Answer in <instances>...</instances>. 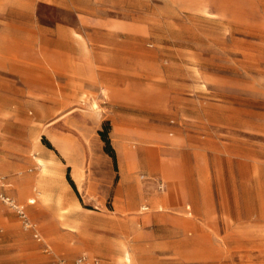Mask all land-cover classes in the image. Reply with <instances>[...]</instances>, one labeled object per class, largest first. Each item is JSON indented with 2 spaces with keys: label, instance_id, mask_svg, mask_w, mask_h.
I'll return each mask as SVG.
<instances>
[{
  "label": "rangeland",
  "instance_id": "1",
  "mask_svg": "<svg viewBox=\"0 0 264 264\" xmlns=\"http://www.w3.org/2000/svg\"><path fill=\"white\" fill-rule=\"evenodd\" d=\"M84 14L83 25L61 9L40 7L33 18L89 37L73 50L89 54L87 80L75 75L55 93L0 91L9 138L25 146L7 154L23 166L0 176L41 234L0 201V264L81 253L119 264L123 245L129 264H264V0H90ZM33 52L26 61L38 65ZM109 52L119 55L114 66L98 60ZM45 152L68 185L64 217L27 202L36 180L16 193L13 179L36 178ZM138 184L144 197L128 205ZM166 193L163 208L150 200Z\"/></svg>",
  "mask_w": 264,
  "mask_h": 264
},
{
  "label": "crops",
  "instance_id": "2",
  "mask_svg": "<svg viewBox=\"0 0 264 264\" xmlns=\"http://www.w3.org/2000/svg\"><path fill=\"white\" fill-rule=\"evenodd\" d=\"M89 3L90 0H0V91L55 93L59 84L72 87L75 75L81 76L83 81L87 80L90 77L89 70L92 66L89 54L83 47L78 57H74L73 50L75 44H89V37L75 38L70 35L72 30H74L72 25L58 22L53 25L41 24L33 16L40 7L53 11L58 9L70 12L75 11L81 16L79 22L83 25L85 22L84 12L88 9ZM34 49L41 55L38 65H34L33 62L29 61L32 60ZM84 49L87 54L85 57ZM25 52L29 53L28 57L23 54ZM47 52L48 57L44 56V53ZM97 55L98 60L105 61L110 66H114L116 57H119L113 52L98 53ZM26 59L29 60L26 61ZM61 76H65V80L59 81ZM83 99L81 100L85 101ZM48 106L52 108L53 105L49 104ZM4 113L8 112L3 111L2 114L4 115ZM4 119L5 117L0 118V143L2 148L0 150V172H9L22 167L24 163L19 160L9 159L7 154L11 150L22 151L25 146L21 144L20 140H11L9 138V131L6 130L3 124ZM25 120L26 118H21V127L19 128L23 137H25L26 130ZM62 147L69 158H72L70 161L73 162L75 158L70 152V142H65ZM44 155L35 156V161L40 169L36 178L33 175H27L13 179L18 186L16 193L20 196L27 192L31 193L29 188H31L33 181L36 180L35 186L32 185V187L34 190L38 189V195H30L27 202L35 203L40 200L45 204H50L56 209L58 215L60 214V217H64L66 211L60 205L63 200L62 191L67 190L68 185L62 178L59 170L60 165L57 160L48 152H45ZM38 158L43 159L45 165L40 164ZM163 169L165 173H168L165 166ZM10 182L12 183V181ZM169 193L164 195L156 194L150 200L159 208H163L166 206L164 202L169 198ZM116 194L121 195L120 187L116 189ZM143 197L144 190L138 184L136 190L129 192L127 204L135 206L138 199ZM31 198L33 201H29ZM108 249L114 250L115 246L108 245ZM125 255H128V260H126ZM117 259L119 264L131 263V254L124 245L121 253L117 255Z\"/></svg>",
  "mask_w": 264,
  "mask_h": 264
},
{
  "label": "built area",
  "instance_id": "3",
  "mask_svg": "<svg viewBox=\"0 0 264 264\" xmlns=\"http://www.w3.org/2000/svg\"><path fill=\"white\" fill-rule=\"evenodd\" d=\"M0 201L5 205H7L8 207H10L11 209L15 210L16 213L19 215L23 226L32 229L34 237L37 240H41V234L38 231V229L29 220L24 205L17 202L12 196L6 193L4 176H0ZM57 263L58 264H101L99 258L95 256H90L85 253L78 254L71 261H65L59 259Z\"/></svg>",
  "mask_w": 264,
  "mask_h": 264
},
{
  "label": "trees",
  "instance_id": "4",
  "mask_svg": "<svg viewBox=\"0 0 264 264\" xmlns=\"http://www.w3.org/2000/svg\"><path fill=\"white\" fill-rule=\"evenodd\" d=\"M99 134L101 135L102 140L104 141V150L112 157L114 161V165L116 166V160H115V152L110 144L109 137L107 135V132L105 131H99Z\"/></svg>",
  "mask_w": 264,
  "mask_h": 264
},
{
  "label": "bare ground",
  "instance_id": "5",
  "mask_svg": "<svg viewBox=\"0 0 264 264\" xmlns=\"http://www.w3.org/2000/svg\"><path fill=\"white\" fill-rule=\"evenodd\" d=\"M82 97H86V95H82ZM38 162L40 163V164H42V165H45V161L43 160V159H41V158H38ZM47 163V162H46ZM46 182V181H45ZM55 186V185H54ZM47 187V186H46ZM56 187V186H55ZM49 188V187H48ZM51 188V187H50ZM46 190H47V188H46ZM51 192V191H50ZM44 194V193H43ZM53 194V193H52ZM51 194V195H52ZM48 195V194H47ZM45 196V195H44ZM40 197V196H39ZM49 200V199H48ZM29 201H33V199H30ZM142 208H146L145 206L144 207H142ZM59 211V210H58ZM64 214V213H63ZM60 215V214H59ZM125 258H126V260H128V255H125Z\"/></svg>",
  "mask_w": 264,
  "mask_h": 264
}]
</instances>
